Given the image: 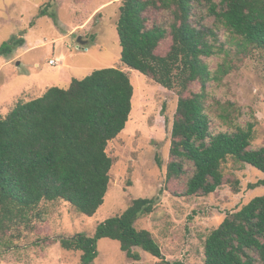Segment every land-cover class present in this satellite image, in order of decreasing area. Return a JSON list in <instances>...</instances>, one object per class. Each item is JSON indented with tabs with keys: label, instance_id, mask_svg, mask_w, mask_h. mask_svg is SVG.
Returning <instances> with one entry per match:
<instances>
[{
	"label": "trees",
	"instance_id": "16d2710c",
	"mask_svg": "<svg viewBox=\"0 0 264 264\" xmlns=\"http://www.w3.org/2000/svg\"><path fill=\"white\" fill-rule=\"evenodd\" d=\"M57 14L41 10V15ZM117 31L121 60L168 89L179 99L171 134L167 179L188 174L185 195H207L225 183L230 160L264 173V146L253 147L256 123L215 130L207 103L209 86L230 71L228 61L212 69L208 58L264 50V0H121ZM171 39L169 49L158 52ZM24 40L0 45L9 56ZM195 83L200 90H193ZM135 88L119 67L95 69L69 87L51 86L34 98L19 100L0 116V230L28 219L42 202L63 200L93 216L109 190L113 159L108 144L129 121ZM233 105V104H231ZM234 109H237L234 107ZM224 120L230 110L220 114ZM239 179L231 181L239 190ZM264 185V178L250 184ZM155 197H138L121 214L98 224L93 235L60 239L80 250L82 264H94L98 241L110 238L133 260L139 247L163 258L160 244L135 222L151 214ZM11 246L0 236V245ZM205 264H264V195L230 213L207 236ZM172 264H184L181 261Z\"/></svg>",
	"mask_w": 264,
	"mask_h": 264
},
{
	"label": "rangeland",
	"instance_id": "374dc122",
	"mask_svg": "<svg viewBox=\"0 0 264 264\" xmlns=\"http://www.w3.org/2000/svg\"><path fill=\"white\" fill-rule=\"evenodd\" d=\"M120 5L121 0H0V45L24 40L9 56H0V116L19 100L38 97L51 86L67 88L72 78L82 79L95 69L119 67L135 88L129 121L107 147L113 166L104 204L87 216L63 200L42 202L28 219L0 230L3 240L11 241V246L0 245V264H82V251L63 248L60 239L81 232L93 235L99 223L121 214L138 197L157 199L155 210L135 225L152 232L164 257L135 247L141 259L133 260L117 240L105 237L98 241L94 264H205V240L211 231L264 195V185L250 187L264 173L233 160L224 166L225 183L207 195H185L191 165L187 175L167 179L178 89H168L122 62ZM44 9L56 13L57 20L50 13L41 15ZM79 36L87 42L80 44ZM170 44L171 39L162 42L158 52L164 54ZM207 60L214 70L225 61L231 66L221 82L209 86L214 129L254 121L252 145L264 146V50ZM192 87L200 90L199 83ZM227 109L231 117L224 120L220 114ZM235 179L240 181L238 191L231 185Z\"/></svg>",
	"mask_w": 264,
	"mask_h": 264
},
{
	"label": "water",
	"instance_id": "95a60500",
	"mask_svg": "<svg viewBox=\"0 0 264 264\" xmlns=\"http://www.w3.org/2000/svg\"><path fill=\"white\" fill-rule=\"evenodd\" d=\"M78 42H79L80 44H85L87 41H86L85 39H83L82 36H79V37H78ZM18 64H19V62H18Z\"/></svg>",
	"mask_w": 264,
	"mask_h": 264
},
{
	"label": "crops",
	"instance_id": "0c3cea01",
	"mask_svg": "<svg viewBox=\"0 0 264 264\" xmlns=\"http://www.w3.org/2000/svg\"><path fill=\"white\" fill-rule=\"evenodd\" d=\"M71 82V81H70Z\"/></svg>",
	"mask_w": 264,
	"mask_h": 264
}]
</instances>
